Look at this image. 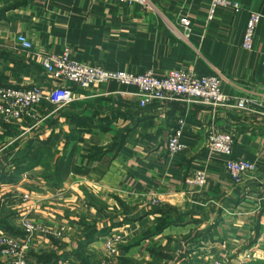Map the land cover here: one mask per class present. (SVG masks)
<instances>
[{
  "label": "crops",
  "instance_id": "crops-1",
  "mask_svg": "<svg viewBox=\"0 0 264 264\" xmlns=\"http://www.w3.org/2000/svg\"><path fill=\"white\" fill-rule=\"evenodd\" d=\"M234 1L239 11L219 7L209 20V0H0L2 85L50 89L42 59L68 49L107 71L217 75L225 93L260 102L251 113L180 101L141 107L137 86L108 81L76 89L79 98L60 111L44 100L16 124L0 117V232L21 234L22 216L32 217L29 264L101 261L113 231L123 242L112 264H264V20L253 50L242 47L264 0ZM19 34L32 49L20 47ZM179 119L187 148L169 155ZM213 128L234 135L232 159L256 164L242 182L207 149ZM198 170L206 184H187Z\"/></svg>",
  "mask_w": 264,
  "mask_h": 264
},
{
  "label": "built area",
  "instance_id": "built-area-1",
  "mask_svg": "<svg viewBox=\"0 0 264 264\" xmlns=\"http://www.w3.org/2000/svg\"><path fill=\"white\" fill-rule=\"evenodd\" d=\"M145 3V0H116ZM211 8L209 20L213 19L219 7H231L236 12L240 4L234 0H209ZM264 15L251 12L243 37L242 47L251 51L254 48L256 30ZM180 23L187 34L191 31V20L182 17ZM16 41L24 50L33 48L32 42L24 35L16 36ZM43 70L56 84L45 90L39 86L13 87L0 84V117L7 123L16 124L24 117H33L34 112L41 107L44 100L54 106L55 111H60L69 103L77 100L79 94L76 89H88L94 83L117 81L121 84L135 85L139 89V104L146 107L154 103H167L180 101L187 104L200 103L216 109L236 110L251 113L258 99L250 95L232 96L223 91L222 81L217 75L199 74L193 69H175L163 77H158L152 71L144 74H135L126 71H107L99 65H85L71 59L70 52L65 49L61 54L51 53L42 59ZM69 82L72 86L58 84ZM264 90V85H263ZM184 121L179 119L168 138L167 150L169 155H177L187 148L180 140ZM234 135L230 131L213 128L206 139L207 149L214 155L226 157L225 167L235 183L242 182L244 176L256 170V164L244 159H232ZM0 166V178L4 174ZM186 183L202 187L207 182L205 171L198 170L186 177ZM29 194H24L23 199L28 200ZM21 225L23 232L14 235L0 232V259L3 264H29L28 255L33 245L38 226L29 214L22 216ZM103 246L107 257L92 264H112V259L117 255L123 241L121 232L113 231L103 237ZM259 243L264 245V235L259 237ZM212 264H227L224 260L214 259Z\"/></svg>",
  "mask_w": 264,
  "mask_h": 264
},
{
  "label": "rangeland",
  "instance_id": "rangeland-1",
  "mask_svg": "<svg viewBox=\"0 0 264 264\" xmlns=\"http://www.w3.org/2000/svg\"><path fill=\"white\" fill-rule=\"evenodd\" d=\"M122 234V233H121ZM14 235H19V234H14ZM107 236V235H106ZM105 237V236H104ZM123 242V241H122ZM80 255H81V257H84V256H86V253L85 252H81L80 251ZM85 259H86V257H84ZM95 263V262H94Z\"/></svg>",
  "mask_w": 264,
  "mask_h": 264
},
{
  "label": "trees",
  "instance_id": "trees-1",
  "mask_svg": "<svg viewBox=\"0 0 264 264\" xmlns=\"http://www.w3.org/2000/svg\"><path fill=\"white\" fill-rule=\"evenodd\" d=\"M74 172H80V171H79V169H74ZM104 232H105V231H104ZM104 232H102V233H104ZM102 233H101V234H102Z\"/></svg>",
  "mask_w": 264,
  "mask_h": 264
}]
</instances>
